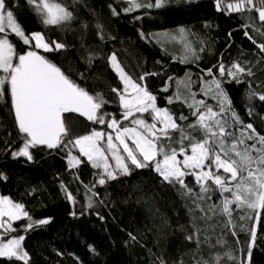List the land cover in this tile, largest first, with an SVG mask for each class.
I'll return each mask as SVG.
<instances>
[{"label":"snow or ice","instance_id":"6c2138e0","mask_svg":"<svg viewBox=\"0 0 264 264\" xmlns=\"http://www.w3.org/2000/svg\"><path fill=\"white\" fill-rule=\"evenodd\" d=\"M25 3L32 6L45 27L63 31L71 30V25L77 21L73 8L81 0H72L71 4L61 0H25ZM121 3L127 6L119 11L109 4L113 16L141 9H161L168 0H121ZM215 9L226 16L235 14L245 20L241 25L245 29L244 35L259 50L256 53L260 56L258 63L264 65V55H260L264 54V42H259L247 31L251 29L256 37L264 40V0H215ZM253 10L257 13L255 17L252 16ZM97 29L103 40L100 25ZM191 35L184 28H180L177 34L149 36L140 33L141 38L149 42L155 39L162 44L163 37L179 43L183 49L179 62L198 66L202 58L200 53L206 50V42L199 41L201 46L197 50L189 40ZM228 35L231 37L232 33ZM14 41L25 47L18 51ZM68 47L67 43L46 37L41 31L26 32L8 7V0H0V101L10 99L22 141L17 150L11 151L12 157L33 161V149L56 150L66 153L69 170L82 164L90 165L97 171L96 179L84 186L88 209L94 207V198L103 203L96 191L98 186L104 187L110 181L131 176L137 170L155 173L163 184L179 186L180 194L191 198L195 207L204 214L202 218H210L209 213L221 217L223 227L237 238V243V228L249 232L248 250L244 256L238 258L232 253L210 255L197 260L196 264H229L232 261L251 264L252 249L264 214V135L252 123L244 122L224 85L247 83L249 104L253 99L264 104V92H257L251 80L245 79L255 76V65L249 67L237 61L226 65L219 59L211 67L201 69L196 80L191 74L175 81L169 76L159 91L169 92V82L174 81L176 90L165 98L166 103L187 107L189 114L186 115L183 111L177 113L171 107L158 105L157 94L150 90L148 78L160 73L144 71L134 76L126 70L117 53L112 52L107 55V65L121 85L110 89L118 101L120 113L117 116L106 110L111 101L102 91L90 92L79 82L87 79L85 72H79V80L73 79L44 55L65 51ZM80 48L87 53L81 59L90 67L98 58L97 54L88 51L83 43ZM197 84L199 90L195 91ZM247 111L249 116L256 114L254 107L249 106ZM71 114L105 130L93 127L86 133L76 134ZM260 118L264 119V114ZM188 177L194 179L199 191L186 183ZM6 179L0 174V180ZM75 179L83 184L79 174ZM61 187L66 199L77 203L67 187L63 184ZM207 201L213 203L205 208L201 202ZM234 214H238L239 221H252L251 228L247 224H238ZM21 220L29 221L23 226L24 232L51 222L50 217L33 220L23 203L0 194V258L11 264H29L31 259L23 246L25 235H11L18 231L19 226L14 227V224ZM198 236L199 229H196L186 239L195 240L199 248L202 242ZM131 239L135 241L136 237L131 236ZM216 243L222 245L224 241L217 240ZM157 261L158 264H167L163 257H157L153 264Z\"/></svg>","mask_w":264,"mask_h":264},{"label":"trees","instance_id":"16d2710c","mask_svg":"<svg viewBox=\"0 0 264 264\" xmlns=\"http://www.w3.org/2000/svg\"><path fill=\"white\" fill-rule=\"evenodd\" d=\"M61 2L71 4L72 0ZM109 4L117 7V11L127 6L121 0H81L73 8L77 21L71 25V30L62 31L56 27H45L25 0H8V7L26 32L41 31L46 37L69 45L65 51L44 55L73 79L79 80V72H85L87 79L79 82L90 92L102 91L105 98L111 101L106 110L117 116L120 113L118 101L110 89L121 85L107 65V55L112 52L117 53L126 70L134 76L144 71L160 73L148 78L150 90L157 94L159 106L171 107L177 113L183 111L188 115L189 109L179 103L171 106L166 103L165 98L176 90L175 79L191 74L196 80L201 69L211 67L219 59L226 65L234 61L246 63L249 67L255 65V76L245 79L251 80L257 92H264V65L258 63L260 56L256 53L259 50L244 35L245 29L241 25L245 20L235 14L226 16L218 13L215 0H168V4L161 9H141L129 14L121 12L118 16L112 15ZM137 16L141 18L136 19ZM252 16L256 14L252 12ZM97 25H100L103 40L98 35ZM180 28L192 33L189 40L197 50L201 46L199 41L206 42V50L200 53L202 58L198 66L179 62L183 54L180 44L166 41L163 37L162 44L155 39L149 42L140 36L141 32L149 36L156 33L177 34ZM247 31L259 42H264L251 29ZM14 42L18 51L25 47L18 41ZM81 43L88 51L97 54L98 58L90 67L81 59L87 55L80 48ZM169 76L174 78L169 82V92H160ZM224 86L244 122L252 123L264 135V119L260 118L264 114V104L256 99L249 104L248 84L233 82ZM194 90H199V84L194 86ZM249 106L256 109V114L248 115ZM71 115L76 134L86 133L93 127L105 130L76 114ZM21 145L10 99L6 98L0 101V174L7 179L0 180V194L23 203L33 220L51 218L49 224L28 232L23 231V226L29 221L21 220L14 224L19 229L11 235H25L23 246L31 257L29 264H153L157 257H163L167 264H196L197 260L210 255L232 253L239 258L248 250V231L236 229L237 243V238L223 227L221 217L209 213L210 218H202L204 214L195 207L191 198L180 194L179 186L163 184L155 173L137 170L131 176L110 181L104 187L98 186L96 191L103 203L94 198V207L88 209L84 186L96 179L97 170L88 164L69 170L64 151L33 149V161L23 157L14 159L11 151ZM76 174H79L83 184L75 179ZM186 183L199 191L192 177L186 178ZM61 184L76 197L77 203L66 199ZM215 200L216 196L213 197ZM213 201L201 203L207 208V204ZM72 212L76 215H71ZM234 215L238 224H247L251 228L252 221H239L238 214ZM101 216L103 219H100ZM196 229H199L198 238L202 242L199 248L195 240L186 239ZM129 234L136 240H132ZM217 240L224 243L217 245ZM0 264L11 262L0 258ZM251 264H264V214L252 249Z\"/></svg>","mask_w":264,"mask_h":264},{"label":"rangeland","instance_id":"374dc122","mask_svg":"<svg viewBox=\"0 0 264 264\" xmlns=\"http://www.w3.org/2000/svg\"><path fill=\"white\" fill-rule=\"evenodd\" d=\"M166 41H169V42H172L170 39H166V38H164ZM177 44H179V43H177Z\"/></svg>","mask_w":264,"mask_h":264},{"label":"built area","instance_id":"2783aa9c","mask_svg":"<svg viewBox=\"0 0 264 264\" xmlns=\"http://www.w3.org/2000/svg\"><path fill=\"white\" fill-rule=\"evenodd\" d=\"M253 12L257 15V13L253 10Z\"/></svg>","mask_w":264,"mask_h":264}]
</instances>
